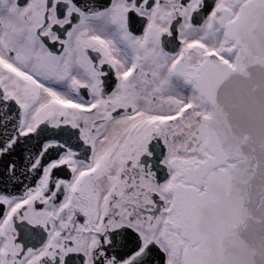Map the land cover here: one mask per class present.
Instances as JSON below:
<instances>
[{
	"label": "snow or ice",
	"instance_id": "snow-or-ice-1",
	"mask_svg": "<svg viewBox=\"0 0 264 264\" xmlns=\"http://www.w3.org/2000/svg\"><path fill=\"white\" fill-rule=\"evenodd\" d=\"M0 264H264V0H0Z\"/></svg>",
	"mask_w": 264,
	"mask_h": 264
}]
</instances>
